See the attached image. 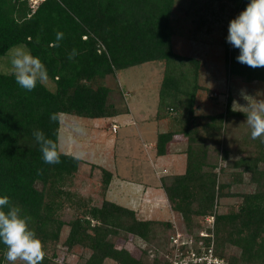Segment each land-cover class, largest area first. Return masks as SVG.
Here are the masks:
<instances>
[{"label":"trees","instance_id":"16d2710c","mask_svg":"<svg viewBox=\"0 0 264 264\" xmlns=\"http://www.w3.org/2000/svg\"><path fill=\"white\" fill-rule=\"evenodd\" d=\"M31 1L0 0V59L14 46L26 47L45 64L54 87L37 83L28 92L16 84L10 71H0V195H8L21 215L29 218V227L43 242V264H53L64 226L69 230L63 245H82L90 252L82 264H104L107 258L115 264H168L158 251L166 250L170 222L138 219L134 210L105 197L100 204L82 198L71 188L83 160L58 148L61 162L45 164L32 135L40 129L58 145L61 114L100 119L122 113L109 99L105 77L155 61L164 64L159 105L171 99L164 113L167 130L156 134V155L167 152L174 135L186 138L183 173L162 180L171 211L196 237L197 219L214 214L216 254L230 264H264V143L251 138L245 111L233 108L230 96L221 112H197L200 62L173 51L171 14L176 0H38L35 9ZM226 1L234 7L231 19L249 2ZM58 31L63 39L57 47ZM73 49L76 54L69 59ZM224 49L230 76L264 83V67L239 63V49L226 38ZM53 113L58 117L55 122L49 119ZM164 117L157 112V119ZM234 119L242 121L245 145L254 146L243 158H237L240 151L230 146L242 140ZM220 158L227 166L218 165ZM91 167L100 170L105 195L113 173L103 166ZM226 197L239 200L236 210L231 206L219 210ZM68 206L72 215L65 220L61 215ZM129 235L148 245L138 256L125 246L115 247L114 237ZM228 244L234 252L226 256ZM150 247L156 254L146 260ZM4 251L0 243V264H8Z\"/></svg>","mask_w":264,"mask_h":264},{"label":"rangeland","instance_id":"374dc122","mask_svg":"<svg viewBox=\"0 0 264 264\" xmlns=\"http://www.w3.org/2000/svg\"><path fill=\"white\" fill-rule=\"evenodd\" d=\"M39 2L40 1L38 0H32L30 2L32 9H35ZM233 11V5L226 0H223L222 3L218 2V0L175 1V5L171 14L172 30L174 34L172 36L173 51L180 56L198 59V61L200 62L198 82L200 83L201 88L197 91L195 100V105L197 107L198 113L213 114L223 111L226 105V100L229 96L232 98L231 100L233 108L242 111H246V105L253 99H264L263 82L257 80L247 82L240 77L230 76L226 70L224 49L225 38L227 35L226 32L228 30L229 21L231 20V16L233 15ZM0 71H10L9 52L8 55L0 59ZM175 72L178 73V70H176ZM163 74L164 64L162 62L155 61L145 62L126 69L117 70L113 75L106 76L104 79V84L110 89L109 99L112 100L115 105L122 111V113L118 114L117 116L111 118L88 119L68 114L61 115V119L70 118L71 120L79 122L80 124L82 122H94L96 127L93 129V133L99 135L101 139L109 140L110 143L115 142L117 139H121L120 141H116V147L114 149H106L104 156L103 153L97 154V156L100 155V158H96V152L91 154L90 152L93 151H91L90 149L85 150L91 155L85 156L84 158H87L88 161L83 160L80 164L79 172L75 177L73 186L71 188L72 191H75L82 198H90L92 203L94 204H100L104 197L108 200H111V198L112 200L113 198H116L113 197V194L115 192L117 193L118 190L116 185L111 186L109 184V192L107 189L105 195H102L100 188L101 172L97 168H92V164L99 166H102L104 164V166L112 168L109 170L112 171L114 175L117 172L118 175L115 176L116 178L117 176H123L128 181H139V185L133 184L135 188L134 191L137 193L141 188L147 185L145 183H142V176H138V178L136 176V178H133V175H137V172L135 174L133 172V170L136 168L135 165L140 163L135 161L136 154L129 145L133 144V142H138V140L135 137V134H137L136 126L133 124L127 111L129 108L130 111L133 112L136 105H138V110L137 113H135L134 118L140 121H138L136 125L139 126V128L141 127L143 129V133L145 134H157L155 132L159 129L155 128V122L159 120L156 118L155 114H157V112L159 111L161 117H164V113H168L167 105H170L171 100L169 99L168 101L166 100L165 102H163V104H161L162 107L159 105L160 86ZM45 84L50 88L54 87L53 83L49 79ZM126 108L127 111L125 110ZM112 118L115 121H112ZM234 120L235 121H233V125L235 128H238L237 132L242 136V140L240 139L238 144L236 143L237 145L234 143L230 146H232L231 149L237 147L238 151H240L237 155V158H243L249 153L248 150H252L254 146L251 145L247 147V145H245L244 140L246 132H243V126H240L242 125V121L241 119ZM113 123L117 124L118 126L117 134L110 132V130L108 129V127H110L109 124ZM74 126L76 127V125ZM62 127L63 125H60L58 135V148L61 152L66 153L63 146L65 134L61 130ZM163 127L166 128V125H164ZM234 127L229 129L233 132L235 131ZM80 135L82 134L77 133L76 131L73 134L74 141L76 142L73 145L74 151H70L72 155L75 152L80 151L78 146V138ZM180 137L182 138V141L185 140L184 135H181ZM89 138H94L93 134H89L88 139ZM151 157L153 158L152 162L154 164L155 171H158V174L161 176H169L170 178V175H172V173L177 172L175 170H178L179 174L183 173L184 171V168L182 166L183 163H180L181 165L179 166V168L177 166H169L170 170L167 172L168 174H161L163 167H165L164 164L169 162L167 161L169 156H156L153 154L151 155ZM108 158L109 160H107ZM139 158L141 159L140 156ZM90 159H94V161L91 162ZM136 159H138L137 156ZM218 165L221 167H225L227 166V162L220 158L218 161ZM155 174L158 176L157 173ZM248 175L249 174H245L244 176ZM157 176L155 177V180H153V183H155L159 178ZM115 177V180L113 178L112 180L117 181ZM152 179L153 178L149 175L147 180H150V183ZM156 184L157 188H155V190H158L157 194L160 195L158 200L163 201V204L159 205L158 210L153 209L155 210L154 214L151 215L150 218H148V215L142 212V210L138 209V211H135L134 209H131L134 210L135 215L138 219L166 220L171 223L172 228L170 230V235L168 236V242H166V244L164 243L166 245V250L162 252L161 250L158 251V254L161 255L162 258H164L169 264L167 255L171 253L170 237L177 230L181 233L182 238L194 237L195 239H197V233L202 228V224H204L205 219L203 217H199V219H197L200 225V229H198L196 232L197 237L189 235L184 228L185 224L174 212L171 211L168 201H166V198L163 197V192L160 188V185L158 183ZM240 187L241 186H239V188ZM243 187L244 184H242V188ZM138 197L140 199L145 197L148 198L147 196H142V194ZM123 200V198H120L116 203L126 207L127 205L125 204V202L127 201L124 202ZM238 204V199L226 197L220 200L218 208L221 212L229 210L230 206L233 210H236ZM139 205L140 204H138V206ZM157 212L159 213L157 214ZM71 213L72 209L68 206L62 211L61 216L65 220H68L69 218H71ZM68 230L69 228L67 226H64L62 228L59 243L57 244L55 249L56 257L53 261V264H82L84 259L90 253L89 250L82 245L73 246L71 248L63 245L62 241L67 236ZM113 241L117 249L125 246L129 248V250L136 256L139 255L141 247L148 246H145L142 240L136 239L134 237L132 238L131 235L126 237V239L114 237ZM226 247L227 248L225 249V253L226 256H229L234 252V247L230 246L229 244L226 245ZM155 254L156 252H154V248L150 247L146 260H151ZM17 264H20V262H17ZM104 264H115V262L107 258L105 259Z\"/></svg>","mask_w":264,"mask_h":264},{"label":"clouds","instance_id":"9594fccd","mask_svg":"<svg viewBox=\"0 0 264 264\" xmlns=\"http://www.w3.org/2000/svg\"><path fill=\"white\" fill-rule=\"evenodd\" d=\"M63 39V33H56V44ZM228 43L239 49L236 60L251 68L264 67V0H249L245 8L228 24ZM76 52L73 49L69 59ZM10 74L16 84L28 92L33 91L37 83L45 84L48 70L38 56L24 46L17 45L9 50ZM245 121L252 139H261L264 143V99H253L246 105ZM50 121H57L55 113L50 114ZM83 133L82 126L74 129ZM32 135L39 145L45 164H59L61 153L57 142L47 138L40 129H34ZM83 151L73 154L74 159H83ZM27 217L21 215V208L12 204L8 195H0V243L5 246L4 259L8 264H43L45 251L43 242L29 227Z\"/></svg>","mask_w":264,"mask_h":264},{"label":"crops","instance_id":"0c3cea01","mask_svg":"<svg viewBox=\"0 0 264 264\" xmlns=\"http://www.w3.org/2000/svg\"><path fill=\"white\" fill-rule=\"evenodd\" d=\"M137 110H138V105H136L133 112L130 111L129 108H128V112H127L129 117L131 118L133 124L136 126L137 134H135V137L138 140V142H136V143L133 142V144L129 145L130 148L132 150H134V153L136 154V156L138 158V159H136V156H135V161L140 163V164L135 165L136 168L133 170V172H134V174L137 172L136 173L137 175H133V178H136V176H137V178H138V176H140V177L142 176V178H143L142 183H145L147 185H145L143 188H141L139 190V192L137 193L134 191L135 188H134L133 184L139 185V181L138 182L137 181H128L123 176H121V177L117 176V178H116L115 176L118 175L117 172L115 173V175L112 172L113 173L112 178L114 179V177H115L118 182L114 181L115 180L114 179V180H112L110 185L111 186L116 185L118 190H117V193L115 192L116 194L115 193L113 194L114 195L113 197H116V198H113V200L111 198L110 201L116 203L117 201H119L120 198H123L124 202L127 201V202H125V204L127 205L126 207H130V208L134 209L135 211H138V209L142 210V212H144L146 215H148V218H150L151 215L154 214L155 210H153V209L158 210L159 205L163 204L162 200H160V201L158 200L160 195L157 194L158 190H155V188H157L156 183H158L160 185V188L163 192V197L166 198L164 188H163V184H162V180L165 179L164 181H168L167 178H169V176H166V177L161 176L158 174L159 173L158 171H155V167H154V164L152 162L153 158L151 157V155H153V154L156 155V153H155L156 134H145V133H143V129L141 127L139 128V126L136 125L137 122L140 121V120L134 118L135 113H137ZM61 115H64V114H61ZM61 115H60V117H61ZM68 115H70V114H68ZM88 119H90V118H88ZM158 120L159 121L155 122L156 123L155 128H157L159 130H157L155 133L166 131L167 130V124H168L166 117H164L162 119H158ZM112 121H115V120L113 119ZM79 124H80L79 122H75V121L71 120L70 118H63V119L60 118V125L61 126L63 125L61 130L65 134V140L63 141V146H64L67 154L68 153L72 154V153H70V151H72V152L74 151L73 145L76 142V141H74V137H73V134L75 132V130H74L75 126L74 125H76V127L82 126L84 129V132L78 138V144H79L78 146H79V150L83 151L86 154L85 156L91 155L92 153L96 152V158L97 157L100 158V155L97 156V154L103 153V156H104L106 149L107 150H109V148L114 149L116 147V141L121 140V139L120 140L117 139L115 142L110 143L109 140L101 139L99 137V135H96V133H93V129L96 127L94 122H82L80 125ZM164 125H166V128L163 127ZM117 133H118V131L115 134H117ZM87 134L88 135L93 134L94 138L88 139ZM144 136H145V138H144ZM180 136H181L180 134L174 135L171 142L169 143L168 150L164 154V156H166V155L169 156L167 159V161H169V162L164 164L165 167H163L161 174H165V173L168 174L167 172L170 170L169 166H173V167L177 166L179 168V166L181 165L180 163H183L182 166H183V168H185L184 150L186 147V138L184 137L185 140L182 141V138ZM58 141H59V139H58ZM88 149H90L93 152H90L91 154L87 153V151H85V150H88ZM139 156L141 157V159L139 158ZM156 156H158V155H156ZM82 160L88 161L87 158H83ZM107 160H109V158ZM90 161L93 162L94 159H90ZM102 166L108 170L112 169V168H108V167L104 166V164ZM175 171H177V172L172 173V175L178 173V170H175ZM155 173H157L158 176ZM149 175L153 178L150 183H149L150 180L149 181L147 180ZM172 175H170V176H172ZM156 176L159 178L157 179V181L155 183H153V180H155ZM147 191H148V194H147ZM108 192H109V189H108ZM141 194H142V196H144V197L147 196L148 198L145 197V198L140 199L138 196H140ZM146 200H147V202H146ZM166 201H168L167 198H166ZM138 204H140V205L138 206ZM139 207H142V208H139ZM159 212H157V214Z\"/></svg>","mask_w":264,"mask_h":264},{"label":"built area","instance_id":"2783aa9c","mask_svg":"<svg viewBox=\"0 0 264 264\" xmlns=\"http://www.w3.org/2000/svg\"><path fill=\"white\" fill-rule=\"evenodd\" d=\"M108 129L116 133L117 124H109ZM202 228L198 231V238H182L176 232L170 237L171 253L167 255L169 264H230L225 257L216 254L213 227L215 215L206 214Z\"/></svg>","mask_w":264,"mask_h":264}]
</instances>
